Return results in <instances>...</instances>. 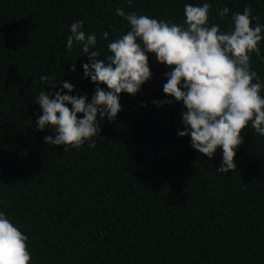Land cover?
<instances>
[{"label":"trees","instance_id":"obj_1","mask_svg":"<svg viewBox=\"0 0 264 264\" xmlns=\"http://www.w3.org/2000/svg\"><path fill=\"white\" fill-rule=\"evenodd\" d=\"M202 2L0 0V211L28 237L31 264H264V137L249 125L236 168L217 172L222 150L209 158L177 135L184 105L152 103L166 98L168 70L152 54V78L136 95L120 94L115 120L98 117L95 148L64 152L35 127V96L55 91L41 75L69 81L73 94L95 91L83 76L87 57L75 43L65 48L71 23L95 33L104 56L100 34L110 41L129 27L117 7L179 24L185 3ZM207 2L208 23L222 31L245 6L264 24V0ZM258 47L264 57V40ZM250 62L264 81V61L253 52Z\"/></svg>","mask_w":264,"mask_h":264},{"label":"clouds","instance_id":"obj_2","mask_svg":"<svg viewBox=\"0 0 264 264\" xmlns=\"http://www.w3.org/2000/svg\"><path fill=\"white\" fill-rule=\"evenodd\" d=\"M210 7L207 0L198 5L185 3L184 19L179 24L117 7L116 15L129 27L110 41L107 30L100 34L107 41L108 54L104 56L94 50L96 34L86 33L79 20L71 23L65 48L70 51L75 43L84 53L83 76L96 87L89 98L73 94L75 87L67 80L55 82L51 74L40 76L41 82H50L47 87L55 89L51 93L40 91L34 100L41 110L35 127L52 133L44 136L45 143L63 146L64 152L85 143L95 148L94 138L101 129L98 117L115 120L121 111L120 94L134 96L152 78V54L168 69L163 74L166 98L152 103L162 107L173 98L182 103L186 110L181 113L183 128L177 131L178 137L190 138L191 147L209 158L222 150L217 172L234 170L242 131L250 125L264 137V81L250 62L253 52L264 61L258 47L264 40V24L253 23L259 17L245 6L242 12L231 14L230 28L222 31L218 24L208 23ZM228 13L227 6L217 9L220 17ZM70 70L75 71L74 64ZM27 239L0 211V264H31Z\"/></svg>","mask_w":264,"mask_h":264}]
</instances>
